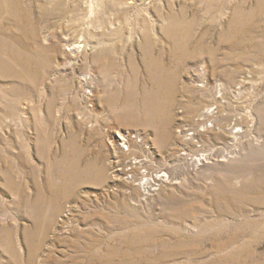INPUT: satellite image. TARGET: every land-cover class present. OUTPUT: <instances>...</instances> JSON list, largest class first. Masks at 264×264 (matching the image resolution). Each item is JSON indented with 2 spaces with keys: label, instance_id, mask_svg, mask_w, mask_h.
<instances>
[{
  "label": "rangeland",
  "instance_id": "374dc122",
  "mask_svg": "<svg viewBox=\"0 0 264 264\" xmlns=\"http://www.w3.org/2000/svg\"><path fill=\"white\" fill-rule=\"evenodd\" d=\"M0 264H264V0H0Z\"/></svg>",
  "mask_w": 264,
  "mask_h": 264
},
{
  "label": "bare ground",
  "instance_id": "6f19581e",
  "mask_svg": "<svg viewBox=\"0 0 264 264\" xmlns=\"http://www.w3.org/2000/svg\"><path fill=\"white\" fill-rule=\"evenodd\" d=\"M211 114H213V109L210 108V107H209L208 109H206V110L204 111V113H203L204 116H210ZM233 128H234V131H233V132L236 133V131H235V127H233ZM116 140H117V141H118V140H122V138H121L120 136H119V137L117 136V137H116ZM158 177H159V178H157V179H158L159 181H165V180H167V178H165V174H162V175H160V176H158ZM142 186H143V188H144V187L147 188V187H148V184H147V183H144V181H143ZM152 186H153V185H152ZM149 187L151 188V186H149ZM149 187H148V188H149ZM150 188H149V189H150Z\"/></svg>",
  "mask_w": 264,
  "mask_h": 264
}]
</instances>
